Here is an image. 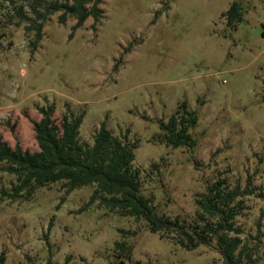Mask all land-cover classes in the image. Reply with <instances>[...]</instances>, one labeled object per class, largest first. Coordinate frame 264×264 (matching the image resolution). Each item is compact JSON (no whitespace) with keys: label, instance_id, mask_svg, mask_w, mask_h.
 I'll list each match as a JSON object with an SVG mask.
<instances>
[{"label":"rangeland","instance_id":"obj_1","mask_svg":"<svg viewBox=\"0 0 264 264\" xmlns=\"http://www.w3.org/2000/svg\"><path fill=\"white\" fill-rule=\"evenodd\" d=\"M12 2L0 0V137L35 152L40 108L55 107L58 123L67 112L84 114L80 140L93 146L105 124L137 144L142 195L188 223L196 196L216 181L240 194L255 189L239 197L236 226L244 264H264V0H103L100 22L89 18L76 31L75 19L62 25L61 13L51 16L37 49L18 15L23 6L31 16V1ZM234 3L236 28L226 17ZM183 103L198 115L194 149L160 141V123ZM16 183L0 171V190ZM63 184L38 188L29 201L0 194L5 264H223L212 248L188 251L92 203L96 186L68 193ZM124 241L130 259L116 251Z\"/></svg>","mask_w":264,"mask_h":264},{"label":"trees","instance_id":"obj_2","mask_svg":"<svg viewBox=\"0 0 264 264\" xmlns=\"http://www.w3.org/2000/svg\"><path fill=\"white\" fill-rule=\"evenodd\" d=\"M23 1H31V16H26L23 6L17 11L29 22L25 30L35 32L36 39L32 43L35 49L42 40L44 23L56 13H61L59 23L62 25L69 19L76 20L73 31L82 28L89 18L98 24L104 15L101 8L103 0H74L72 4ZM226 17L236 28L241 19L237 3L232 5ZM39 113L41 119L32 123L37 151L23 150L18 144L12 148L0 137V171L15 176L17 182L10 192L0 190L2 197L11 201H29L38 188L61 182L68 193L96 186L92 203L100 200L102 206L119 211L121 216L145 222L150 232L172 240L183 249L192 251L204 246L216 250L223 264H244L246 248L236 219L245 207L238 199L240 196L255 195V189L247 188L240 194L239 189H231L226 180H218L208 186L206 192L196 196L198 210L193 222L183 221L179 216H168L154 204L152 198L142 195L141 173L133 165L137 144H131L127 137L115 136L103 124L94 134L93 146H89L80 140L84 114L67 112L58 123L53 117L55 107L40 108ZM197 124L198 115L189 111L187 104L183 103L167 123H160L164 132L160 141L174 148L194 149L197 140L192 130ZM116 251L120 258L130 259L133 248L124 241L116 244ZM5 262L3 254L0 264Z\"/></svg>","mask_w":264,"mask_h":264}]
</instances>
